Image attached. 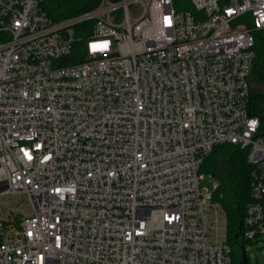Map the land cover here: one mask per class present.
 Listing matches in <instances>:
<instances>
[{
  "label": "built area",
  "instance_id": "1",
  "mask_svg": "<svg viewBox=\"0 0 264 264\" xmlns=\"http://www.w3.org/2000/svg\"><path fill=\"white\" fill-rule=\"evenodd\" d=\"M255 32L264 0H101L61 20L0 0V264H233L200 185L225 143L252 165L241 237H264Z\"/></svg>",
  "mask_w": 264,
  "mask_h": 264
},
{
  "label": "trees",
  "instance_id": "2",
  "mask_svg": "<svg viewBox=\"0 0 264 264\" xmlns=\"http://www.w3.org/2000/svg\"><path fill=\"white\" fill-rule=\"evenodd\" d=\"M101 0H42V8L54 20L76 16L95 7ZM89 23L77 27V35H85ZM264 38L255 32V58L250 75V112L264 122ZM82 42H78L67 64L82 60ZM218 178L213 188V199L223 207L227 224L226 239L232 247L233 264L242 263L245 243L240 233V223L246 204L251 200L250 172L252 165L247 159V149L234 144H220L206 157L201 169ZM200 169V170H201ZM248 264V262H247Z\"/></svg>",
  "mask_w": 264,
  "mask_h": 264
},
{
  "label": "rangeland",
  "instance_id": "3",
  "mask_svg": "<svg viewBox=\"0 0 264 264\" xmlns=\"http://www.w3.org/2000/svg\"><path fill=\"white\" fill-rule=\"evenodd\" d=\"M201 173V180H200V185L203 189L206 190H213V187L215 184L218 183V178L216 176H213L210 174V172L203 170V168L200 170ZM10 200L12 202L18 200L17 203L19 205H16L19 207V209H24V206L26 207V201H24V197L21 195H14L10 196ZM7 209V208H6ZM29 208H26V211H28ZM20 211H13L11 215H7V210L6 214H4V217H6V224L7 225H17L19 223V220L21 218V212ZM220 217L222 215L220 214ZM216 225H212L209 229L210 235H213L215 231L217 230L218 233H223L222 229H216ZM219 227V226H218ZM245 254L247 256V262L248 264H264V237H261L259 241L255 242H246L245 246ZM241 264V263H237Z\"/></svg>",
  "mask_w": 264,
  "mask_h": 264
},
{
  "label": "water",
  "instance_id": "4",
  "mask_svg": "<svg viewBox=\"0 0 264 264\" xmlns=\"http://www.w3.org/2000/svg\"><path fill=\"white\" fill-rule=\"evenodd\" d=\"M241 224V223H240ZM240 226V225H239ZM241 264H247L246 257L244 256L243 261Z\"/></svg>",
  "mask_w": 264,
  "mask_h": 264
}]
</instances>
